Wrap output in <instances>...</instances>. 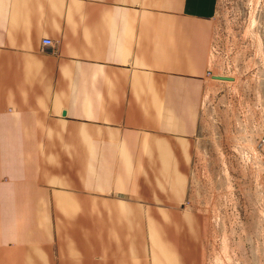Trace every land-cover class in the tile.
<instances>
[{"label": "crops", "instance_id": "1", "mask_svg": "<svg viewBox=\"0 0 264 264\" xmlns=\"http://www.w3.org/2000/svg\"><path fill=\"white\" fill-rule=\"evenodd\" d=\"M218 6L0 0V264H178L140 212L188 186Z\"/></svg>", "mask_w": 264, "mask_h": 264}, {"label": "rangeland", "instance_id": "2", "mask_svg": "<svg viewBox=\"0 0 264 264\" xmlns=\"http://www.w3.org/2000/svg\"><path fill=\"white\" fill-rule=\"evenodd\" d=\"M208 76L186 191L167 197L169 181L158 183L164 196L149 198L165 204L140 216L179 218L178 264H264V0H219ZM150 239L145 264H154Z\"/></svg>", "mask_w": 264, "mask_h": 264}, {"label": "built area", "instance_id": "3", "mask_svg": "<svg viewBox=\"0 0 264 264\" xmlns=\"http://www.w3.org/2000/svg\"><path fill=\"white\" fill-rule=\"evenodd\" d=\"M53 43V40L51 38H44L43 39V44L44 45H50ZM259 146H260V149L263 151L264 153V133L261 135V138L259 140Z\"/></svg>", "mask_w": 264, "mask_h": 264}, {"label": "water", "instance_id": "4", "mask_svg": "<svg viewBox=\"0 0 264 264\" xmlns=\"http://www.w3.org/2000/svg\"><path fill=\"white\" fill-rule=\"evenodd\" d=\"M217 77H218V78H224V79H225V78H228V77H225V76H217Z\"/></svg>", "mask_w": 264, "mask_h": 264}]
</instances>
